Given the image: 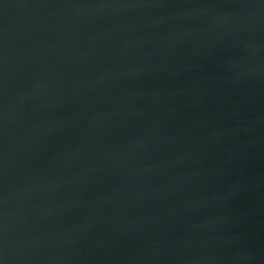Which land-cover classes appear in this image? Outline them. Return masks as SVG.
I'll return each mask as SVG.
<instances>
[{"label":"water","instance_id":"1","mask_svg":"<svg viewBox=\"0 0 264 264\" xmlns=\"http://www.w3.org/2000/svg\"><path fill=\"white\" fill-rule=\"evenodd\" d=\"M0 264H264V0H0Z\"/></svg>","mask_w":264,"mask_h":264}]
</instances>
